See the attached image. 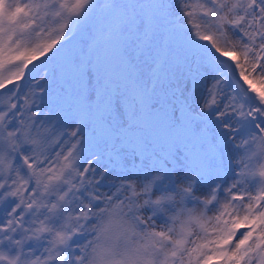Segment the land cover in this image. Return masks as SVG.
Returning a JSON list of instances; mask_svg holds the SVG:
<instances>
[{
  "label": "snow or ice",
  "instance_id": "snow-or-ice-1",
  "mask_svg": "<svg viewBox=\"0 0 264 264\" xmlns=\"http://www.w3.org/2000/svg\"><path fill=\"white\" fill-rule=\"evenodd\" d=\"M0 264H264V0H0Z\"/></svg>",
  "mask_w": 264,
  "mask_h": 264
},
{
  "label": "bare ground",
  "instance_id": "bare-ground-1",
  "mask_svg": "<svg viewBox=\"0 0 264 264\" xmlns=\"http://www.w3.org/2000/svg\"><path fill=\"white\" fill-rule=\"evenodd\" d=\"M259 86V85H258Z\"/></svg>",
  "mask_w": 264,
  "mask_h": 264
},
{
  "label": "rangeland",
  "instance_id": "rangeland-1",
  "mask_svg": "<svg viewBox=\"0 0 264 264\" xmlns=\"http://www.w3.org/2000/svg\"><path fill=\"white\" fill-rule=\"evenodd\" d=\"M258 86V85H257Z\"/></svg>",
  "mask_w": 264,
  "mask_h": 264
}]
</instances>
